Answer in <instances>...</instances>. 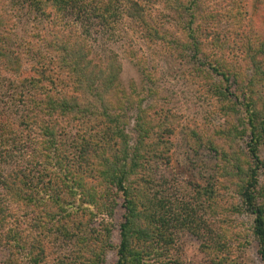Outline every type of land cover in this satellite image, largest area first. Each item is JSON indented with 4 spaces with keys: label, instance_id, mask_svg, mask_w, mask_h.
Here are the masks:
<instances>
[{
    "label": "trees",
    "instance_id": "1",
    "mask_svg": "<svg viewBox=\"0 0 264 264\" xmlns=\"http://www.w3.org/2000/svg\"><path fill=\"white\" fill-rule=\"evenodd\" d=\"M4 1L0 0V71L17 77L22 64L6 43L12 24L1 9ZM21 1L50 21L47 42L53 59L31 65L28 74L17 79L16 126L1 129L0 159L10 166L6 174L0 173V244L7 250L0 264H41L46 257L44 237L51 229L71 246L55 264H103L110 249L115 251L111 264H183L173 249L176 231L182 228L199 240L207 264H237L227 245L228 228L216 231L195 219L187 203L171 202L154 189L153 164L170 161L177 116L135 99L134 82L127 89L121 85L115 53L96 56L85 34L57 25L60 10L87 0ZM193 3L176 5L190 12ZM237 3L239 30L219 37L215 31L197 32L189 26L186 35L193 46L199 42L197 33L211 35L220 49L210 66L219 80L215 91L225 97L227 82L234 85L236 104L227 108L235 112L239 106L238 121L220 133L228 148L215 143L209 147L220 161V176L237 198L232 209L251 217L248 232L264 264V185L259 181L264 174V158L259 155L264 145V0ZM124 14L148 41L164 38L139 1L125 0ZM61 120L74 124L71 139L58 131ZM246 133L244 150L234 149L231 142ZM213 184L191 185L194 199L210 216L223 210ZM118 198L122 220L118 242L112 244L105 219L112 216ZM21 221L30 231H23ZM94 223L100 228L91 227Z\"/></svg>",
    "mask_w": 264,
    "mask_h": 264
},
{
    "label": "rangeland",
    "instance_id": "2",
    "mask_svg": "<svg viewBox=\"0 0 264 264\" xmlns=\"http://www.w3.org/2000/svg\"><path fill=\"white\" fill-rule=\"evenodd\" d=\"M137 1L145 8L147 20L164 38L150 42L143 37L137 24L124 14L125 0L79 2L77 7H64L55 20L61 28L85 34L92 54L102 57L109 52L115 53L121 64V85L127 89L129 83L134 82L135 99H141L142 104L152 103L169 109L177 116L178 122L170 136V161L153 164L155 191L171 202L187 203L194 211L195 219L210 223L216 231L220 232L223 226L228 228L231 236L227 245L237 264H262L248 232L251 217L232 209L237 205V198L226 178L220 176V161L209 147L210 143H215L228 148V141L220 133L238 121L239 106L235 105V112L227 108L231 103L236 104L234 85L231 80L227 82L225 97L215 91L214 84L219 80L210 66L214 65L220 49L213 44L211 35L197 33L199 42L196 46L190 44L186 35L189 26L197 32L215 31L219 37L239 30L241 18L234 12L240 0H195L190 11L192 16L188 10L176 5L177 1L186 0ZM1 9L12 24L6 43L19 55L23 72L16 77L0 71V133L1 129L10 130L16 126L20 110L17 79L26 76L31 65L53 59L48 45L50 21L46 14L42 15L28 1L21 0H5ZM132 112L133 108L129 109L128 115ZM73 126L71 122L61 120L58 131L61 136L66 133L65 138L71 139ZM247 140L248 133L235 138L231 146L244 150ZM259 155L264 158V145L260 146ZM9 166L0 159L1 176L6 174ZM206 181L215 184L217 202L223 207L214 216L205 212L204 204L194 199L192 191V184ZM259 181L264 185V174L259 175ZM120 202L118 198L112 216L105 219L110 223L112 244L118 242V223L123 212ZM21 226L24 232L30 231L27 222L21 221ZM91 227L100 228L95 223ZM45 236L46 257L41 264H55L56 258L70 251L71 246H68V239L61 238L53 229ZM198 245L199 240L186 229L176 231L173 249L183 264H207ZM6 255L5 245L0 244V261ZM114 259L115 251L110 249L103 264H111Z\"/></svg>",
    "mask_w": 264,
    "mask_h": 264
}]
</instances>
